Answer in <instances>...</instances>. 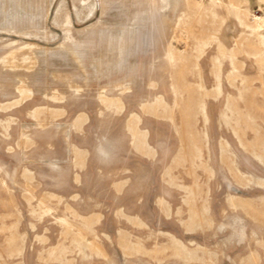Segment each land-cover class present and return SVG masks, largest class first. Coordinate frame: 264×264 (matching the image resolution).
<instances>
[{
    "label": "rangeland",
    "instance_id": "1",
    "mask_svg": "<svg viewBox=\"0 0 264 264\" xmlns=\"http://www.w3.org/2000/svg\"><path fill=\"white\" fill-rule=\"evenodd\" d=\"M0 264H264V0H0Z\"/></svg>",
    "mask_w": 264,
    "mask_h": 264
},
{
    "label": "crops",
    "instance_id": "2",
    "mask_svg": "<svg viewBox=\"0 0 264 264\" xmlns=\"http://www.w3.org/2000/svg\"><path fill=\"white\" fill-rule=\"evenodd\" d=\"M253 5H254V7L256 6V0H253Z\"/></svg>",
    "mask_w": 264,
    "mask_h": 264
}]
</instances>
